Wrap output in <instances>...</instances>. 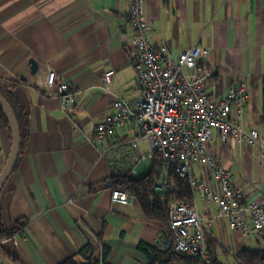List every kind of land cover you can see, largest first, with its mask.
Masks as SVG:
<instances>
[{
  "label": "crops",
  "instance_id": "0c3cea01",
  "mask_svg": "<svg viewBox=\"0 0 264 264\" xmlns=\"http://www.w3.org/2000/svg\"><path fill=\"white\" fill-rule=\"evenodd\" d=\"M129 10L128 0H0V79L18 82L15 95L29 120L0 193L2 227L11 235L0 249L15 264H62L90 242L100 256L105 244L106 264H152L140 246L166 251L170 233L148 219L135 198L128 206L111 199L118 178L163 173L147 142L131 145L141 130L129 124L102 144L95 133L113 114L116 98L136 99L143 91L131 64ZM145 13L151 44L170 46L171 57L194 47L209 50L202 65L213 70L206 83L211 98L241 81L249 88L243 129L258 131L259 142L223 145L214 138L208 152L245 187L247 201L264 202V0H145ZM110 70L115 74L106 91L103 77ZM49 73L56 86L76 91L67 110L46 89ZM11 148V130L0 122V175ZM192 170L219 193L207 170ZM190 204L203 220L210 263L240 264V251L264 250V238L233 232L217 205L206 206L198 192L192 191Z\"/></svg>",
  "mask_w": 264,
  "mask_h": 264
},
{
  "label": "built area",
  "instance_id": "2783aa9c",
  "mask_svg": "<svg viewBox=\"0 0 264 264\" xmlns=\"http://www.w3.org/2000/svg\"><path fill=\"white\" fill-rule=\"evenodd\" d=\"M128 1L134 50L131 64L143 91L136 99L130 95L116 98L113 114L96 127V139L101 144L107 143L129 124L141 130L131 145L140 148L142 142L149 144L151 155L160 158L167 167L157 177L155 190L161 194L173 193V201L168 206L170 238L165 250L210 263L203 220L195 205L180 201L175 186L169 181V171L188 179L191 190L200 194L206 206L216 204L219 216L228 219L233 232L264 238V202L247 201L245 187L236 185L232 172L208 152L214 138L223 145L253 146L259 142L258 131L251 129L245 134L243 129L250 90L241 81L224 97L211 98L206 83L213 77V70L202 65L209 50L194 47L173 58L170 46L154 47L148 37L151 28L145 0ZM114 74L110 70L103 77L106 91L110 90ZM45 82L46 89L60 100L62 110L74 103L76 91L68 84L56 86L52 73ZM194 165L211 174L219 193L199 182L193 174ZM111 199L128 206L134 197L127 190L113 188Z\"/></svg>",
  "mask_w": 264,
  "mask_h": 264
},
{
  "label": "trees",
  "instance_id": "16d2710c",
  "mask_svg": "<svg viewBox=\"0 0 264 264\" xmlns=\"http://www.w3.org/2000/svg\"><path fill=\"white\" fill-rule=\"evenodd\" d=\"M17 85L18 82L15 80L5 81L0 79V94L10 104L14 111L20 130L22 148L26 136L29 134V120L28 117L24 115V110L18 104L15 95ZM0 122L10 129L6 116L1 109ZM154 167L161 171L167 169L166 165L157 156L155 158ZM155 174L157 175L154 170L150 176L146 178H118L113 185L115 188L129 191L143 209L145 216L150 220L158 222L162 229H164L169 235L168 206L173 201V193L166 192L161 194L155 190V181L157 178L155 177ZM169 181L175 186V188H177V190H179L180 201L191 203L192 190L189 180L179 178L170 170ZM10 236V233L4 231L2 227V218L0 214V241L8 239ZM99 239L102 240V237L99 236ZM102 246L103 251L101 256L99 247L94 242H90L89 245L79 253V255L68 259L62 264H80L77 261L78 257L85 260L84 264H106L108 249L104 243H102ZM140 249L149 256L152 264H155V262L156 264H218L214 261L211 263H203L192 257L183 254H176L171 250H166L165 253H161L154 248L147 246H140ZM237 260L240 264H264V250L257 251L244 249L237 254Z\"/></svg>",
  "mask_w": 264,
  "mask_h": 264
},
{
  "label": "water",
  "instance_id": "95a60500",
  "mask_svg": "<svg viewBox=\"0 0 264 264\" xmlns=\"http://www.w3.org/2000/svg\"><path fill=\"white\" fill-rule=\"evenodd\" d=\"M30 64L32 65L31 68L32 73L36 74L38 71L37 63L34 60H31ZM0 109L3 111L4 115L6 116L12 134V148L7 163L5 165V168L3 169L0 175V193H1L4 185L11 176L17 164L21 149V136L14 111L10 106V104L1 96V94H0ZM0 264H15V263L9 260L0 249Z\"/></svg>",
  "mask_w": 264,
  "mask_h": 264
},
{
  "label": "rangeland",
  "instance_id": "374dc122",
  "mask_svg": "<svg viewBox=\"0 0 264 264\" xmlns=\"http://www.w3.org/2000/svg\"><path fill=\"white\" fill-rule=\"evenodd\" d=\"M252 241L256 242L255 240H252ZM252 243H253V242H252ZM253 247H256V245H255V246H253Z\"/></svg>",
  "mask_w": 264,
  "mask_h": 264
}]
</instances>
